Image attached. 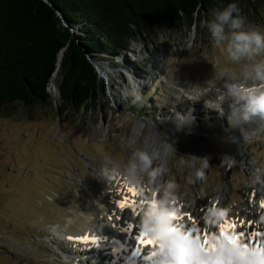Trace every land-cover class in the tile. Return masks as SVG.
I'll use <instances>...</instances> for the list:
<instances>
[{
	"label": "rangeland",
	"instance_id": "374dc122",
	"mask_svg": "<svg viewBox=\"0 0 264 264\" xmlns=\"http://www.w3.org/2000/svg\"><path fill=\"white\" fill-rule=\"evenodd\" d=\"M247 22L264 28V16ZM175 29L155 28L153 44L145 38L148 49L144 41H134L118 57L97 55L93 61L103 87L81 115L61 118L21 104L0 114V264H79L82 253L72 256L74 247L65 237L77 240L91 230L114 232L121 222L138 223L135 197H147L153 189L129 183L123 173L141 148H160L155 163L165 168V181L179 185L174 203L187 208L180 215L197 216L202 228L210 206L232 211L230 219L246 220L255 196L263 201L264 121L245 124L237 114L229 124V106L220 105L215 92L205 94L233 75L239 78L247 62H233L210 32L195 28L192 36V29ZM136 91L142 103H131ZM50 92L56 105L60 94ZM177 113L193 114L181 130ZM196 170L203 178H195ZM125 200L135 207L121 208ZM86 257L85 262H95Z\"/></svg>",
	"mask_w": 264,
	"mask_h": 264
},
{
	"label": "trees",
	"instance_id": "16d2710c",
	"mask_svg": "<svg viewBox=\"0 0 264 264\" xmlns=\"http://www.w3.org/2000/svg\"><path fill=\"white\" fill-rule=\"evenodd\" d=\"M230 2L0 0V114L21 104L55 111L61 118L81 115L103 87L91 63L97 55L118 57L134 41L147 43L146 37L152 45L150 36L160 26L176 31L195 25L200 33L209 32L205 22L213 18L212 10ZM235 2L247 21L264 16V0ZM56 70L60 101L55 105L49 85Z\"/></svg>",
	"mask_w": 264,
	"mask_h": 264
},
{
	"label": "clouds",
	"instance_id": "9594fccd",
	"mask_svg": "<svg viewBox=\"0 0 264 264\" xmlns=\"http://www.w3.org/2000/svg\"><path fill=\"white\" fill-rule=\"evenodd\" d=\"M211 15L213 18L205 24L214 43L217 46L223 44L233 62L247 63L239 78L233 75L220 87L206 89L205 94L215 92V99L220 105L229 106V124L237 114L239 120L245 124L253 120L264 121V28L251 26L235 0L213 9ZM194 34L195 25L191 30V35ZM142 102L143 97L139 91L131 93V103ZM177 117V130H181L188 121V116L177 113ZM180 117L186 119L181 121ZM158 155V150L141 148L132 153L124 169L123 174L129 183L147 184L153 189L139 215V227L156 242L152 249V259L158 264H197L185 251L189 245L194 244V238L186 236L169 215L177 211L174 202L180 198L179 185L174 179H163L166 170L155 163ZM194 175L196 179H201L204 172L196 170ZM228 211L226 208H214L206 219L216 222L227 215ZM200 264L213 262L205 259Z\"/></svg>",
	"mask_w": 264,
	"mask_h": 264
},
{
	"label": "snow or ice",
	"instance_id": "6c2138e0",
	"mask_svg": "<svg viewBox=\"0 0 264 264\" xmlns=\"http://www.w3.org/2000/svg\"><path fill=\"white\" fill-rule=\"evenodd\" d=\"M130 192L135 194L137 190L130 188ZM121 208H134L135 205L127 200L120 201ZM264 208V201L261 202ZM174 221H181L183 216L178 215L176 211L169 214ZM192 221V226L176 223L184 231L186 236L194 238V244L189 245L185 251L190 258H194L197 264L201 260H211L213 264H264V232L248 233L245 226H251L252 220L245 221L235 218L228 219L227 215L223 216L221 223L217 225L219 235L210 234L207 228L196 225V221L190 214H185ZM264 219V218H262ZM175 231V228L173 229ZM203 237V238H201ZM77 239L88 242V237ZM97 238H92L91 242L95 243ZM141 244L156 246V242L142 231L139 238Z\"/></svg>",
	"mask_w": 264,
	"mask_h": 264
},
{
	"label": "bare ground",
	"instance_id": "6f19581e",
	"mask_svg": "<svg viewBox=\"0 0 264 264\" xmlns=\"http://www.w3.org/2000/svg\"><path fill=\"white\" fill-rule=\"evenodd\" d=\"M97 63V62H96ZM97 65H98V68L100 67L99 66V64L97 63ZM100 69V68H99ZM58 77H59V74H58V71H57V73L53 76V78L51 79V82H50V86H49V89H50V91H52L53 93H55V95L57 96L58 95ZM193 95V94H192ZM195 95V94H194ZM192 99L193 100H195L196 99V96H195V98H193L192 97ZM226 110L227 111H231L230 110V108L229 107H227L226 108ZM191 119H193V114H190L189 116H188V121L189 120H191ZM214 126H216V124L214 125ZM213 127V126H212ZM214 129H216V128H214ZM235 133V135H234V138L237 140V141H239V139H240V132L239 131H236V132H234ZM160 148L157 146L156 148H155V150H159ZM112 185V184H111ZM113 186V185H112ZM132 186V185H131ZM114 187V186H113ZM264 188V187H263ZM261 189V193H262V195H263V201H264V189ZM150 189V191H151V189L152 188H149ZM152 193V192H151ZM150 194V193H149ZM156 195H158V194H156ZM182 198V197H181ZM179 201V200H178ZM181 201H184V200H181ZM222 201V198H219L218 199V201L216 202V207H218L217 205L219 204V202H221ZM224 201V200H223ZM215 202V201H214ZM227 202V201H226ZM259 202V196L258 195H256L255 196V198H254V201H252V206L250 207L251 209L249 210V212H247L248 213V215L246 216V220L245 221H248V220H252L254 223L251 225V226H245V230H246V232H248V233H252V232H264V222H262V221H260L261 220V218H264V208H262L261 207V203L259 204L258 203ZM178 203V202H177ZM225 203V202H224ZM103 204H105V203H103ZM227 205V204H226ZM106 206V208H109V209H114V208H110V207H112L111 205H109V204H105L104 205V207ZM186 206V205H185ZM212 207L213 206H210V211L212 210ZM238 207V206H237ZM174 208L177 210L176 212L178 213V212H183L184 210H186L187 208H184L183 206L182 207H180V205L179 204H176V203H174ZM184 209V210H183ZM189 209V208H188ZM233 209V208H232ZM237 209V208H236ZM190 211V210H189ZM192 211V210H191ZM114 212H117V210H114ZM245 213V212H244ZM229 214H232V211H229ZM229 214H228V216H229ZM194 216H195V214H193ZM111 215H108V217L107 218H110L111 219V217H110ZM186 217V216H185ZM191 217H193V216H191ZM230 217V216H229ZM235 217V216H234ZM245 217V216H244ZM197 216H195V221H196V225L197 226H199V223H200V221L199 220H197ZM228 218V217H227ZM97 219V218H96ZM221 220L222 219H219L218 221H216V222H209L208 221V223H207V227H208V230H209V233L210 234H214V235H216V236H218L219 235V231H218V228H217V225H219L220 223H221ZM111 221H112V219H111ZM176 222V221H175ZM97 223V222H96ZM94 224H95V222H94ZM121 224H122V222H121ZM204 224V223H203ZM129 229H126V231H128ZM140 230V232L142 233V230H141V228L139 229ZM216 230L218 231L217 233H215L216 232ZM99 233V230H91V231H89V233ZM106 233H110L111 231L109 230V231H105ZM105 232H101V233H105ZM111 233H113V232H111ZM142 235V234H141ZM262 239H264V237H261ZM69 244V243H68ZM62 245V244H61ZM66 250H67V248H66ZM71 251H73V252H71ZM70 253H71V255L72 256H74V257H79V256H81V253L82 252H78V251H74V250H70L69 251ZM69 252H68V254H69ZM79 255V256H78ZM85 257V255H83L82 254V257H81V259H80V261H79V264H87L88 262H85L84 261V258ZM73 258V257H72ZM74 259V258H73ZM98 262V261H97ZM93 263V262H92ZM91 263V264H92ZM89 264V263H88Z\"/></svg>",
	"mask_w": 264,
	"mask_h": 264
},
{
	"label": "water",
	"instance_id": "95a60500",
	"mask_svg": "<svg viewBox=\"0 0 264 264\" xmlns=\"http://www.w3.org/2000/svg\"><path fill=\"white\" fill-rule=\"evenodd\" d=\"M61 19H62V22H63V24L64 25H67L66 24V22H65V19L63 18V17H61ZM63 51L59 54V63H58V66L60 65V62L62 61V57H63ZM91 63H92V65L94 66V68H95V70L97 71V73L99 74V76H101L102 75V72H101V70L98 68V65H97V63L96 62H94V61H91ZM58 70V69H57ZM57 70H56V72H57ZM55 74V73H54ZM50 91V90H49ZM58 92H59V90H58ZM59 94H60V92H59Z\"/></svg>",
	"mask_w": 264,
	"mask_h": 264
}]
</instances>
